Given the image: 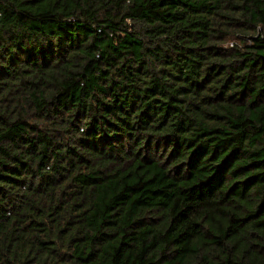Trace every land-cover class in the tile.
I'll return each mask as SVG.
<instances>
[{"label":"trees","instance_id":"1","mask_svg":"<svg viewBox=\"0 0 264 264\" xmlns=\"http://www.w3.org/2000/svg\"><path fill=\"white\" fill-rule=\"evenodd\" d=\"M0 264H264V0H0Z\"/></svg>","mask_w":264,"mask_h":264}]
</instances>
